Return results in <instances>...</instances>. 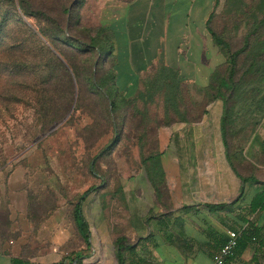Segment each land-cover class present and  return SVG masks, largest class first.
I'll return each mask as SVG.
<instances>
[{
  "label": "rangeland",
  "instance_id": "1",
  "mask_svg": "<svg viewBox=\"0 0 264 264\" xmlns=\"http://www.w3.org/2000/svg\"><path fill=\"white\" fill-rule=\"evenodd\" d=\"M12 1L14 5L0 0V245L3 242V247L15 246L23 256L49 261L81 252L91 260L105 256L110 264L116 238L136 240L132 215L151 210L154 189L147 159L157 154L160 162H166L173 157L161 151L183 140L177 137L183 122L202 120L204 129L218 133L221 119L207 114V104L214 98L227 101L231 150L243 148L235 162L238 171L264 180V169L258 168L264 166V115L255 104L260 92H255L253 81L264 68V56L257 58L258 68L245 75L246 53L235 56L233 80L241 79L246 85L235 94L229 85L219 84L227 65L225 48L220 46L221 51L206 30L208 51L217 47L223 62L205 88H193L177 69L159 62L139 74L143 78L138 90L135 86L120 89L125 76L118 80L116 74L117 46H121L118 30L123 22L119 16L116 19L115 9L133 0H24L41 18L25 17L18 9L20 0ZM233 1L218 0L215 6V0H195L194 5L200 3L198 9H192L187 19L192 28L213 12L210 27L236 52L243 46L245 32L264 17V0H239V8L232 6ZM65 7H70V14H63ZM46 16L64 28L65 19L70 18L64 36L52 23L47 39L56 49L27 29L46 27ZM182 17L168 15V35L184 31L183 25L178 29L177 20ZM256 36L264 37V28ZM90 37L95 39L92 47L87 46ZM45 47L77 72L72 74L71 102L67 84L58 79L55 68L57 77L48 75L53 66ZM199 96L201 102L195 104ZM249 146L257 149L256 154L250 153ZM88 189L81 204L89 234L86 246L75 225L73 207ZM162 197L160 189L157 198Z\"/></svg>",
  "mask_w": 264,
  "mask_h": 264
},
{
  "label": "crops",
  "instance_id": "2",
  "mask_svg": "<svg viewBox=\"0 0 264 264\" xmlns=\"http://www.w3.org/2000/svg\"><path fill=\"white\" fill-rule=\"evenodd\" d=\"M194 1L133 0L126 3L125 8L123 4V8L118 5L115 10L119 13L115 16L116 19L120 17L123 24L118 30L121 46H117L120 63L118 60L116 74L118 80L120 76H125V83L119 86L120 89L135 86L138 90L139 78H143L139 74L149 72L159 62L177 69L193 88L201 89L208 85L223 62V56L217 47L215 50L211 47L209 51L207 49L205 26L211 11L206 13L199 25L195 24L192 28L189 25L187 14L192 9L197 11L200 4L194 5ZM169 14L183 15L177 20L178 29L184 26L182 33H174L177 28L175 20L171 24L175 36L168 35ZM200 100L201 96L195 104ZM222 100L221 97L214 98L207 104V114L218 116V121L224 109ZM182 128L178 130L177 137L183 140L173 146L166 145L161 151L162 155L173 154L171 159L168 157L166 162H160L167 191L165 198L159 201L155 193L152 194L151 210L132 215L135 221L131 225V232L136 240L131 243L138 257L144 259L142 264H212L228 231L245 227L242 218L251 220L259 227L264 225V212L249 215L245 210L252 192L261 190L264 180H259L258 184L241 182L235 170L241 176L250 174H241L236 164L234 170L225 159L220 130L217 133L204 129L202 120L183 122ZM256 150L250 147V153L256 154ZM258 168L264 169V166L258 165ZM220 203L230 207L210 210L206 206ZM14 247H3L1 243L0 264H13V260L16 261L14 264H109L105 256L91 260L82 254L75 260L67 256L49 261L23 256ZM263 251L264 247L250 241L226 264H264L261 257ZM109 262L118 264L116 251Z\"/></svg>",
  "mask_w": 264,
  "mask_h": 264
},
{
  "label": "trees",
  "instance_id": "3",
  "mask_svg": "<svg viewBox=\"0 0 264 264\" xmlns=\"http://www.w3.org/2000/svg\"><path fill=\"white\" fill-rule=\"evenodd\" d=\"M6 1H9L11 2V5H14L12 0H6ZM237 2H239V0H234L232 2V6L239 8L237 6ZM214 5L215 6L218 5V0H215ZM18 9L22 13V15H24L25 17L36 16V18H41L38 15H35L33 12H31L29 4L24 0H20L18 4ZM230 9L231 8H228L226 12L230 11ZM70 13H71L70 7L63 8V14H70ZM212 13L213 12H210L206 19V29L211 35L213 43H215L219 47V49L223 52L224 50L220 46H223L225 48L224 54H226V58H227V65L223 71V74H221L220 78L218 79V81L220 85H224V84L229 85L232 91L235 94H237L246 85L243 84L244 82L241 79L238 81L233 80V77L237 73L234 58L238 53L240 54L246 53L247 62H246L244 69L242 70V74L244 75L248 73L251 69L256 70L258 68L255 63H256L257 58L264 56V37L257 38L256 34L259 32V30L264 28V17L258 22V24L252 30L245 32L244 37H243V46L238 51L231 52L229 43H227V41L225 42V40H223L209 25L211 17L213 15ZM52 23L55 25V27L61 30V33H63L62 35L64 36L67 33L66 27H67V30L70 27V18L67 17V20L65 19V26H66L65 28L62 27V25H60V21L53 20L51 17V18L46 19V27L37 26V29L35 30L27 27V29L30 35H32L33 37H36V33H37L41 37L47 40L46 42L48 43L49 46L54 47L53 43H51V39L50 40L47 39V37L50 36L51 30L53 31L54 29ZM71 39H74V41L76 42L78 41L80 42V40L77 38H71ZM94 41H95L94 37H90V44L87 46L92 47L91 45L94 43ZM54 49L56 48L54 47ZM45 50L47 51L48 63L51 66H53V68L49 69L48 75L51 76L52 78L54 77V79L58 75V79L64 80V82L67 84L66 94H69V98H70L69 102H71L72 100L71 94L73 90L72 87L74 83L72 79V74L74 76H77L76 74L77 72L75 71V68L72 64H67V61L65 62L63 60H60L58 58L59 56L56 57L54 54H52L49 48L45 47ZM99 51L102 52L101 49ZM54 68H55L57 75L52 71V69ZM167 69H170V68H167ZM112 71L113 72L110 73V76L113 78V82H114V78H115L114 69H112ZM172 71L175 72L174 70ZM213 77L215 79L216 75L214 74ZM253 81L255 82V84H257V88H256V91L255 89H251V91L260 92V97L256 99L255 104L259 106L258 108L259 112L262 115H264V68L259 71V74L255 76V79ZM111 106L113 108L115 107V103L113 101L111 102ZM67 108H65V110ZM227 118H228V105H227V101H224V110L221 116V129L220 130H221L223 145L225 147V155H226L225 159H227L230 166L234 168L235 170V167H234L235 162L240 159L239 157L242 154L243 148L231 150V145H230L231 141L229 140L228 136L230 135V132L232 131L229 129L227 130V127H226V123L228 120ZM248 138L249 137L245 136V142L248 141ZM146 163L150 164V165H146V168L150 172L149 179L154 189V193L156 197L159 196L160 189L163 190L164 195L167 194L163 170L160 168L159 156L157 154L154 156H149ZM235 172L240 178L241 182H250L251 184H254V183L258 184L260 182L259 180H257V178L254 175L241 176L237 173L236 170ZM261 187H262L261 190L255 191L253 193L248 205L245 207L246 213H248L249 215L259 212V211L264 212V183ZM89 190L91 189L85 190L83 193L80 194V196L78 197L73 207V219L77 227V230L79 234L81 235L86 246L89 245V242H88L89 234H88L87 222L86 220H84V216L81 211V204L84 201V198L86 194L89 192ZM206 206L210 210H215V209L224 210L230 207L229 205L225 203L213 204V205L209 204ZM242 222L246 224L245 227L241 226L239 228L233 229L239 232V236L237 238L238 242L236 244L237 246L235 248L234 255L230 258H227L225 261V264L229 260L234 258L236 254L239 253L243 248H245L246 244H248L250 241L255 242L258 247L259 246L264 247V225L259 227L255 225L254 222H252L251 220L247 218H242ZM226 240H227V236L226 238L223 239L221 245ZM115 245H116L115 247L116 258L118 260V264H124L125 262H128L129 264L144 263V259L139 258L138 255L136 254V251L134 248L135 246H133L132 243L125 241V238L124 239L123 237L116 238ZM81 256H82L81 252H75L72 260L78 259ZM261 257L264 258V251L262 252ZM15 262L16 261L13 260V264Z\"/></svg>",
  "mask_w": 264,
  "mask_h": 264
},
{
  "label": "built area",
  "instance_id": "4",
  "mask_svg": "<svg viewBox=\"0 0 264 264\" xmlns=\"http://www.w3.org/2000/svg\"><path fill=\"white\" fill-rule=\"evenodd\" d=\"M239 232L235 230H229L227 233V240L220 245L217 255L214 257L212 264H225L227 258L234 255V251L237 244V238Z\"/></svg>",
  "mask_w": 264,
  "mask_h": 264
}]
</instances>
